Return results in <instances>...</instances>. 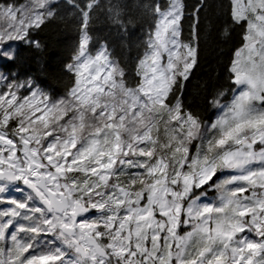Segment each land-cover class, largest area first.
<instances>
[{"label": "snow or ice", "instance_id": "6c2138e0", "mask_svg": "<svg viewBox=\"0 0 264 264\" xmlns=\"http://www.w3.org/2000/svg\"><path fill=\"white\" fill-rule=\"evenodd\" d=\"M214 9L239 43L227 86L205 92L213 118L186 94ZM100 13L128 48L141 26L134 59L98 42ZM0 16L5 64L20 42L43 52L51 24L77 32L62 96L0 71V264H264V0H28Z\"/></svg>", "mask_w": 264, "mask_h": 264}, {"label": "trees", "instance_id": "16d2710c", "mask_svg": "<svg viewBox=\"0 0 264 264\" xmlns=\"http://www.w3.org/2000/svg\"><path fill=\"white\" fill-rule=\"evenodd\" d=\"M27 2L28 0H0V9L5 4L21 5ZM125 2L131 5L136 0H125ZM140 2H148V0H140ZM195 2L196 0H186L189 5ZM212 2L213 4L226 3L227 0H212ZM160 3H166V0H160ZM214 13L216 14L212 18L216 22L210 34L205 31L202 37L200 64L195 70V76L186 94V102L190 106L202 111L206 117L213 118L214 110L205 111V92L227 86L225 69L232 58L234 47L239 43L237 34L232 32L225 19L217 20L218 10L214 9ZM205 23L207 24V21ZM226 27H229V38L222 35ZM92 33L99 43L107 42L114 49V55L117 59H134L139 51L135 47V42L142 34L140 25L130 29L131 35L127 42L132 45L131 48L125 47L123 37L115 34L103 13L98 15L92 27ZM34 35L42 44L43 52L28 48L21 42L17 45L18 60L15 63L8 61L5 64L3 62L0 65V70L8 73L17 72L21 78L32 76L38 86L47 94L62 96L64 91L62 69L71 58L72 48L77 40V32L73 29L71 21L67 23L58 21L49 25L44 31L34 33ZM187 35L186 29L185 36Z\"/></svg>", "mask_w": 264, "mask_h": 264}, {"label": "rangeland", "instance_id": "374dc122", "mask_svg": "<svg viewBox=\"0 0 264 264\" xmlns=\"http://www.w3.org/2000/svg\"><path fill=\"white\" fill-rule=\"evenodd\" d=\"M6 24V21L4 20V18L2 16H0V28H3L4 25ZM21 43V42H20ZM19 44V43H18ZM17 44V45H18ZM18 48V47H17ZM1 61H3V58L1 59ZM1 71V70H0Z\"/></svg>", "mask_w": 264, "mask_h": 264}]
</instances>
